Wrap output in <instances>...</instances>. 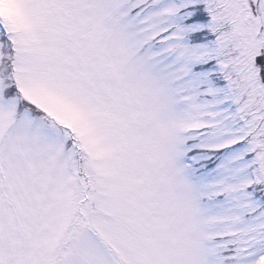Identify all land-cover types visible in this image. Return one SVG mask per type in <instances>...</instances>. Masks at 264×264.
I'll use <instances>...</instances> for the list:
<instances>
[{"label":"snow or ice","instance_id":"snow-or-ice-1","mask_svg":"<svg viewBox=\"0 0 264 264\" xmlns=\"http://www.w3.org/2000/svg\"><path fill=\"white\" fill-rule=\"evenodd\" d=\"M0 264H264V0H0Z\"/></svg>","mask_w":264,"mask_h":264}]
</instances>
